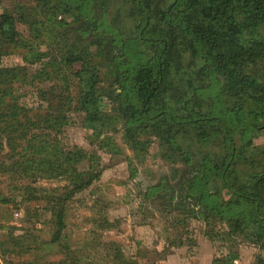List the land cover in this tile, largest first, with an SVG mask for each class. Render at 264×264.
I'll return each mask as SVG.
<instances>
[{"label": "trees", "instance_id": "obj_1", "mask_svg": "<svg viewBox=\"0 0 264 264\" xmlns=\"http://www.w3.org/2000/svg\"><path fill=\"white\" fill-rule=\"evenodd\" d=\"M33 1L0 11V155L7 149L0 161V177L7 174L29 182L22 188L24 201L46 204L53 231L50 240L42 243L57 246L61 258L42 262L39 256L25 264L79 262L65 240L67 209L76 194L100 177V161L96 153L65 147L54 133L59 134L68 124L67 113L75 108L86 114V123L94 126L97 138L105 134L100 140L104 145L116 146L106 132L121 118L107 112L106 99L115 102L125 120L124 138L135 153L148 151L149 142L141 133L151 129L176 155L166 152L165 156L184 165L181 180L186 195L202 205L203 215L227 220L231 235L256 245L264 243V165L247 151L264 127V82L249 71L264 60L260 34L264 0H124L127 33L117 22L119 14L109 18L108 0ZM67 15L74 22L92 24L91 41L82 48L70 44L59 58L50 55L33 82L67 80L66 70H71L79 93H58L54 86L41 88L46 104L34 111L22 103L16 86L27 84L26 69L4 66L3 58L18 42V24L29 27L37 59L47 58L48 49L39 46L50 47L48 36L56 24L68 25ZM92 47L99 56L105 50L110 54L107 74L119 86L110 93L101 89L93 75ZM230 99L232 103H228ZM188 135L203 140L217 137L218 150L197 157L180 143ZM85 162L87 168L82 167ZM52 178L71 185L58 193L32 186L39 179ZM166 186L169 182L152 186L151 195L168 192ZM102 225L111 226L106 219ZM111 244L118 250L113 259L135 264L133 259H123L120 248ZM35 248L13 247L20 254H31Z\"/></svg>", "mask_w": 264, "mask_h": 264}, {"label": "rangeland", "instance_id": "obj_2", "mask_svg": "<svg viewBox=\"0 0 264 264\" xmlns=\"http://www.w3.org/2000/svg\"><path fill=\"white\" fill-rule=\"evenodd\" d=\"M108 1L109 18L119 14L117 22L127 33L128 26H125L127 23L122 16L125 15L124 0ZM18 3L31 5L34 1L2 0L0 11L5 8L14 10ZM66 20L68 25L56 24L53 27L47 38L50 47H46L47 44L39 46L43 50L48 49L47 58L37 59L29 27L25 24H18L21 32L18 42L3 58L4 66H23L26 69L27 84L16 86L22 103L34 111L46 104L39 92L41 88L47 90L54 86L58 93L70 92L74 96L79 93L78 80L73 78L71 70H66L67 80L58 78L33 82L34 75L39 73L50 55L51 58H59L61 50L70 44L82 48L91 41L94 32L91 23L74 22L72 15H67ZM260 34L264 37V25ZM92 50L95 62L93 75L99 79L101 89L110 93L119 87L107 74L110 54L105 50L99 56L95 47ZM249 71L264 82V60L256 62ZM232 102L231 99L228 101ZM105 108L109 114L121 118L106 132L116 146L104 145L100 140L105 134L97 138L93 134L94 126L86 123V114L75 108L67 113L68 124L59 134L54 133L65 147H80L96 153L100 161V177L88 189L76 194L67 209L65 240L79 256L78 264H122L113 259L118 250L114 251L115 246L111 243L120 248L123 259H133L135 264H260L264 261V243L256 245L242 236L231 235L227 220L213 214L207 217L200 212L202 205L186 195L181 180L185 177L184 165L166 159V152L175 158L176 155L151 129H144L141 133L142 139L149 142V149L138 155L124 138L125 120L116 111L115 102L110 103L106 99ZM180 143L197 157L203 152L218 150L217 137L203 140L188 135ZM247 151L252 153L258 164L264 165V127L254 135L253 145ZM6 153L7 149L0 155V161ZM88 165L85 162L82 167L87 168ZM162 181L169 182L170 189L166 186L168 192L151 195V187ZM27 184L29 182L7 174L0 177V264H25L39 256L42 262L59 261L61 258L57 246L42 243L50 240L52 235L51 214L43 202L24 201L21 192L23 185ZM69 185V181L60 178L39 179L32 184L48 193L62 192ZM222 193L228 198L223 189ZM104 219L111 225L109 228L102 225ZM39 243L44 247L38 248ZM28 245L36 246L31 254L15 253L13 249L20 250Z\"/></svg>", "mask_w": 264, "mask_h": 264}]
</instances>
